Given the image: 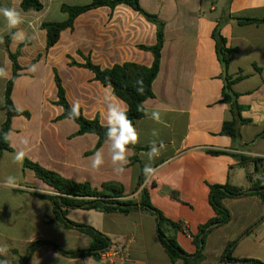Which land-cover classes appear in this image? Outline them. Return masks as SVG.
<instances>
[{
	"label": "crops",
	"instance_id": "crops-1",
	"mask_svg": "<svg viewBox=\"0 0 264 264\" xmlns=\"http://www.w3.org/2000/svg\"><path fill=\"white\" fill-rule=\"evenodd\" d=\"M41 11H24L22 0H0V7L16 6L24 23L19 26L26 40L18 43L10 37L8 50L15 54L22 68L15 82L12 100L17 110L31 116L14 117L8 139L12 151H4L0 159V246L8 247L9 264H183L173 263L157 235L156 217L138 209L128 214L102 213L94 210L68 209V220L91 226L110 239V251L126 250L122 255L72 258L42 245L51 241L66 250L86 249L91 237L75 229L65 228L56 218L49 200L36 194L58 195L57 191L37 178L13 154L25 146V159L76 182H89L102 189L107 182L124 187L123 200L139 202L146 189L152 205L166 218L185 226L171 229L180 247L189 255L197 252L194 238L200 227L210 222L215 211L209 201V186L231 184L244 190L255 183L264 185V138H256L264 130V23L238 24L237 18L264 19V0H140L146 12L164 22V44L159 73L152 84L153 97L143 103L145 111L158 110L162 122L143 117L135 122L140 141L129 146V163L123 175L113 171L109 143L98 150L104 154L99 169L91 166V153L98 141L95 134L75 136L78 124L70 119L57 121L63 112L56 105L57 71L69 104L80 103L88 119L97 115L103 124L101 103L106 86L96 81L84 67V57L102 69L126 62L150 67L154 56L140 47L157 43V26L126 4L92 9L76 18L72 29L62 31L58 43L47 49L44 22H63L68 14L62 6H85L91 0H39ZM220 26V35L230 55L228 74L243 77L233 84L239 93L238 104L246 107L238 123V140L222 133L224 123L231 121L232 106L222 101L225 72L218 58L213 32ZM17 29H12L15 32ZM10 34L0 16V67L9 78H0V129L6 120L5 90L13 74L7 52L6 37ZM35 65L36 71H29ZM156 130L158 136H153ZM165 148L151 162L145 155L152 141ZM97 150V151H98ZM211 151H222L213 155ZM24 159V160H25ZM255 159H260L255 161ZM146 163L156 169L155 175L138 187V178ZM16 178V187H4L3 181ZM224 206L231 213L228 224L213 229L205 242L203 264H264V222L246 233L264 215V205L256 196L227 198ZM19 232L20 236H17ZM238 240L232 252L235 261H223L230 242ZM13 242L21 244L18 248Z\"/></svg>",
	"mask_w": 264,
	"mask_h": 264
},
{
	"label": "trees",
	"instance_id": "trees-1",
	"mask_svg": "<svg viewBox=\"0 0 264 264\" xmlns=\"http://www.w3.org/2000/svg\"><path fill=\"white\" fill-rule=\"evenodd\" d=\"M92 2L85 6H62V11L68 14V19L63 22H44L42 28L47 33V49L55 46L62 31L72 29L76 18L92 9L107 6L115 8L118 5L126 4L133 8L135 11L142 14L148 21L157 26V43L153 47L141 46L143 50L150 51L154 56V61L150 67L140 65L137 63L126 62L123 64L114 65L112 68L102 69L100 66L94 64L89 57H84L85 63L78 64L75 61H71L72 66L84 67L93 72L96 81L100 82L104 86L111 85L115 89V94L121 100L125 101L128 105V116L132 120L133 124L139 119L145 117V109L143 103L153 97L152 84L156 79L161 60V50L164 44V22L160 20L156 15L150 14L143 10L140 6V0H91ZM21 8L24 11H41L43 5L39 0H22ZM238 24L246 25L251 23H264V19H244L237 18ZM213 38L216 41V49L220 63L222 64L225 72V86L223 90L222 101L230 103L232 106V114L234 118L231 121L224 123L222 133L231 137L233 140L240 138V133L237 128L238 123H246L248 120L241 118L240 114L246 107L238 104L239 93L232 89V86L237 81L243 79V77L232 78L228 74L230 65V55L236 52L235 48H228L226 46V39L220 35V26L216 27L213 32ZM11 33L6 37L7 52L12 60L13 74L6 85L5 90V103L4 110L6 112V120L0 129V159L4 151H12L11 143L9 139L5 140V134H9L11 131L12 119L18 116H24L30 118L31 114L28 111H19L16 109L13 100L12 92L16 80L19 77V72L22 70L18 64L17 58L20 54V50L13 54L8 50V44L10 42ZM137 80L143 81V94H139L136 91ZM55 82L58 89V100L56 105L62 107L63 112L56 118L57 121L63 119H70L79 126V130L75 136H81L84 134H95L98 136V141L95 149L91 153H95L106 140V127L102 126L99 115L93 119H88L84 116L80 110V116L78 118H70L69 111L71 105L69 104L65 89L62 81L55 71ZM142 109V110H138ZM256 138H264V130L258 134ZM137 149L136 145H131ZM213 155L223 154L222 151H211ZM260 159H255L259 161ZM24 169L32 170L36 177L41 179L44 183L55 189L58 195H43L36 194L41 199L49 200L53 205V211L57 220L67 229H75L81 233H84L91 237V245L86 249L79 250H66L61 248L51 241H40L32 245V250L36 247L45 245L56 252L72 258L94 256L99 257L102 253L110 249V239L97 231L91 226L78 224L68 220L66 212L68 209H83L94 210L102 213H121L128 214L132 211L141 209L147 211L156 217L157 221V235L161 245L170 257L173 263L181 261L183 264H203L206 259L204 250L205 242L208 234L215 228L226 225L231 220L230 211L224 206L223 201L227 198H242L249 196H256L260 199L264 205V185L261 183H255L250 189L244 190L242 188L232 186L231 184L224 185H211L209 186V201L212 208L215 211L216 216L207 224L200 227L199 234L194 238V241L198 247L195 254H187L178 244L174 235L170 234V230L180 229V224L171 221L166 218L159 210H157L151 203L149 194L146 189H142L140 193L139 202L135 200H123L124 187L117 182H107L103 184L102 189L94 188L89 182H76L61 176L59 173L45 169L36 162H32L29 159H25L23 163ZM145 178L141 172L138 178V187L143 186ZM264 222V215L252 225L246 233L252 232L259 224ZM213 225V227H211ZM238 240L230 242L227 246L222 260L235 261L232 258V252L237 245ZM0 259H5L4 256H0ZM245 262H252L256 264H263L257 260H244ZM9 264V263H8ZM22 264V262L20 263Z\"/></svg>",
	"mask_w": 264,
	"mask_h": 264
},
{
	"label": "clouds",
	"instance_id": "clouds-1",
	"mask_svg": "<svg viewBox=\"0 0 264 264\" xmlns=\"http://www.w3.org/2000/svg\"><path fill=\"white\" fill-rule=\"evenodd\" d=\"M0 16L6 21V28L11 33V38L18 42L23 43L26 40V33L19 28L24 23V16L21 10L16 6L0 7ZM12 29H17L15 32H11ZM0 43H3V37L0 36ZM29 71L35 72L36 66L32 65ZM0 78H9V73L5 68L0 67ZM136 91L139 94H143V81L137 80ZM101 103L104 106V111L101 113L103 121L102 126L106 127V143H109V152L111 156V162L114 166L113 171L117 175H123L126 171V166L129 163V146L136 145L140 141V135L134 126L132 120L128 116V105L125 101L121 100L115 94V89L111 85H108L104 89V94ZM142 110V109H138ZM145 115L149 116L153 121L162 122L161 112L158 110H152L150 113L145 111ZM80 116V103L75 102L70 111V118H78ZM153 136H158V132L153 130ZM9 134H5V140L8 139ZM21 143L25 148L17 150L13 154V159L17 163H23L27 151L25 150L29 144L27 138L23 139ZM165 148L164 142L161 140L157 146L156 141H152L149 150L145 155L151 162L154 158L158 157L161 151ZM91 166L93 169H99L104 164V154L102 151H96L92 157H90ZM145 182L148 183L155 175L156 169L151 163H146L142 169ZM4 187H16V178L9 176L3 181ZM8 247L6 245L0 246V256H4L5 259H0V264H8L6 259L8 255Z\"/></svg>",
	"mask_w": 264,
	"mask_h": 264
},
{
	"label": "built area",
	"instance_id": "built-area-1",
	"mask_svg": "<svg viewBox=\"0 0 264 264\" xmlns=\"http://www.w3.org/2000/svg\"><path fill=\"white\" fill-rule=\"evenodd\" d=\"M181 228H182V230L184 232H186L188 234V231H187L185 226H182ZM122 254H123V257H125L126 256V250H117V251L112 252L109 249L108 251L102 253L101 255L109 258V257H113V256H119V255H122Z\"/></svg>",
	"mask_w": 264,
	"mask_h": 264
},
{
	"label": "rangeland",
	"instance_id": "rangeland-1",
	"mask_svg": "<svg viewBox=\"0 0 264 264\" xmlns=\"http://www.w3.org/2000/svg\"><path fill=\"white\" fill-rule=\"evenodd\" d=\"M101 190V189H100ZM17 236H20L19 235V232H17ZM18 248H21V247H23V246H21V244L20 243H18V242H13Z\"/></svg>",
	"mask_w": 264,
	"mask_h": 264
},
{
	"label": "water",
	"instance_id": "water-1",
	"mask_svg": "<svg viewBox=\"0 0 264 264\" xmlns=\"http://www.w3.org/2000/svg\"><path fill=\"white\" fill-rule=\"evenodd\" d=\"M211 227H213V225Z\"/></svg>",
	"mask_w": 264,
	"mask_h": 264
}]
</instances>
